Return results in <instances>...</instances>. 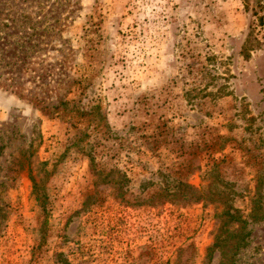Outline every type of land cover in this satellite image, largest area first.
<instances>
[{"label":"rangeland","instance_id":"1","mask_svg":"<svg viewBox=\"0 0 264 264\" xmlns=\"http://www.w3.org/2000/svg\"><path fill=\"white\" fill-rule=\"evenodd\" d=\"M0 264H264V0H0Z\"/></svg>","mask_w":264,"mask_h":264},{"label":"trees","instance_id":"2","mask_svg":"<svg viewBox=\"0 0 264 264\" xmlns=\"http://www.w3.org/2000/svg\"><path fill=\"white\" fill-rule=\"evenodd\" d=\"M249 45L250 46L253 45V40H249L248 46ZM246 49H248V47H246ZM63 104H65V102ZM93 175H98V176L101 175V173L95 168V166H93ZM30 178L34 183V192L33 193L35 196V200L37 201L39 206H41L42 210H45L46 209V207H45L46 196H45V194H43L39 190V187H38L37 183L34 182V179L32 178V176ZM99 183H101V182L97 181V183H95V185L96 184L99 185ZM225 186H224V190L219 189V187H216L213 194H209V192H208L205 196L201 195V197L200 196L197 197V199L202 198L205 201L207 199L217 201L219 204L222 205V210L219 213H216L215 216L218 217V219L223 220V222H222L223 226H227V225L236 223L237 221L241 220L239 218V216L232 213V206L228 204L229 193L225 190V188H226ZM186 190H188V193L185 192ZM178 191L175 192L176 194H174V195L178 196V198L183 200V201L190 202V201L197 200V199L192 200L193 198L191 196L194 195V191H196V189H194L191 186H187V185L182 184V190L180 189V191L179 192ZM188 194H191V195L187 196ZM202 194H204V193H202ZM223 226L218 229V231L216 233V235H217L216 240L212 243V245L207 250V258L208 259L211 258L214 248H216V247L222 248L228 242V237L227 236L223 237V233H224L223 232Z\"/></svg>","mask_w":264,"mask_h":264}]
</instances>
